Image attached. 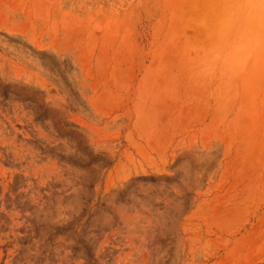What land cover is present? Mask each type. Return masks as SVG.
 Here are the masks:
<instances>
[{"label":"rangeland","instance_id":"rangeland-1","mask_svg":"<svg viewBox=\"0 0 264 264\" xmlns=\"http://www.w3.org/2000/svg\"><path fill=\"white\" fill-rule=\"evenodd\" d=\"M220 0H0V264H264V56L198 74Z\"/></svg>","mask_w":264,"mask_h":264},{"label":"clouds","instance_id":"clouds-1","mask_svg":"<svg viewBox=\"0 0 264 264\" xmlns=\"http://www.w3.org/2000/svg\"><path fill=\"white\" fill-rule=\"evenodd\" d=\"M208 30L198 74L230 82L264 56V0H220Z\"/></svg>","mask_w":264,"mask_h":264}]
</instances>
